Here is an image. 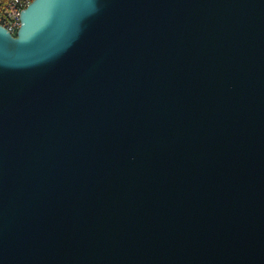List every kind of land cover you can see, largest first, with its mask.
<instances>
[{"label":"water","instance_id":"water-1","mask_svg":"<svg viewBox=\"0 0 264 264\" xmlns=\"http://www.w3.org/2000/svg\"><path fill=\"white\" fill-rule=\"evenodd\" d=\"M0 25V264H264V0H33Z\"/></svg>","mask_w":264,"mask_h":264},{"label":"built area","instance_id":"built-area-1","mask_svg":"<svg viewBox=\"0 0 264 264\" xmlns=\"http://www.w3.org/2000/svg\"><path fill=\"white\" fill-rule=\"evenodd\" d=\"M33 0H7L0 5V25L11 35H15L22 24L21 12Z\"/></svg>","mask_w":264,"mask_h":264},{"label":"trees","instance_id":"trees-1","mask_svg":"<svg viewBox=\"0 0 264 264\" xmlns=\"http://www.w3.org/2000/svg\"><path fill=\"white\" fill-rule=\"evenodd\" d=\"M7 0H0V5H3Z\"/></svg>","mask_w":264,"mask_h":264}]
</instances>
